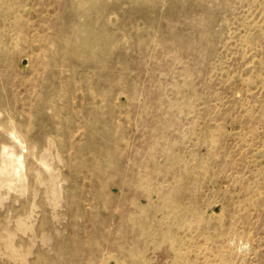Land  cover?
I'll use <instances>...</instances> for the list:
<instances>
[{"label": "rangeland", "instance_id": "374dc122", "mask_svg": "<svg viewBox=\"0 0 264 264\" xmlns=\"http://www.w3.org/2000/svg\"><path fill=\"white\" fill-rule=\"evenodd\" d=\"M0 166V264H264V0H0Z\"/></svg>", "mask_w": 264, "mask_h": 264}, {"label": "bare ground", "instance_id": "6f19581e", "mask_svg": "<svg viewBox=\"0 0 264 264\" xmlns=\"http://www.w3.org/2000/svg\"><path fill=\"white\" fill-rule=\"evenodd\" d=\"M12 134H13V133H12ZM14 137H15V136H14ZM11 151H12V150H11ZM11 151H10V152H11ZM8 155H9V154H8ZM1 156H2V155H1ZM10 156H11V154H10ZM4 157H5V156H4ZM16 158H17V157H16ZM16 158H15V159H16ZM7 160H8V159H7ZM12 160H13V159H12ZM16 160H17V162H18V165L15 166V167L18 168V167L20 166V164H21V160H20L19 157H18ZM8 161H10V160H8ZM14 161H15V160H14ZM6 162H7V161H6ZM45 162H46V161H45ZM12 163H13V162H12ZM16 164H17V163H16ZM2 165H3V164H2ZM9 165H10V164H9ZM14 165H15V164H14ZM6 166H7V165L5 164L4 167H6ZM12 166H13V165H12ZM46 166H48V165H46ZM0 167H2V166H0ZM7 167H9V166H7ZM8 169H9V168H8ZM8 169H6V171H7ZM13 169H14V168H13ZM2 171H3V170H2ZM4 171H5V170H4ZM8 171H9V170H8ZM8 171H7V172H8ZM10 171H12V170H10ZM3 173H5V172H3ZM9 173H11V172H9ZM20 173H21V172H20ZM0 174H1V173H0ZM5 174H6V173H5ZM13 174H14V172L12 173V176H13ZM15 174H16V173H15ZM16 175H17V174H16ZM19 176H20V175H19ZM19 176H18V177H19ZM5 177H6V176H5ZM15 177H16V176H15ZM8 178H9V177H8ZM11 178H12V177H10V179H11ZM10 179H9V180H10ZM19 179H20V177H19ZM19 179L16 178L15 180L17 181V180H19ZM5 181H7V177H6V180H5ZM10 183L12 184V182H10ZM10 183L8 182V184H10ZM8 186L11 187L12 185H8Z\"/></svg>", "mask_w": 264, "mask_h": 264}]
</instances>
